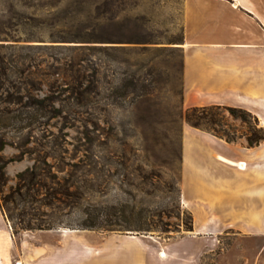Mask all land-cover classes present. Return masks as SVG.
Here are the masks:
<instances>
[{
	"label": "rangeland",
	"instance_id": "rangeland-1",
	"mask_svg": "<svg viewBox=\"0 0 264 264\" xmlns=\"http://www.w3.org/2000/svg\"><path fill=\"white\" fill-rule=\"evenodd\" d=\"M182 4L183 0L31 2L25 13L33 12L38 27L18 33L20 39L9 42L40 46L2 50L8 69L7 79L0 81V212H5L3 198L15 187L17 174L36 167L47 183L54 178L66 180L94 200L126 198L137 209L142 194L149 192L152 195L145 196L146 203L168 208L162 217H153L152 230L145 235L163 241L168 235L172 238L187 232L183 207L172 205L178 194L181 127L187 123L182 116L180 82ZM109 16L114 25L124 22L130 32L143 34L149 41L88 39L96 31L95 23H103ZM30 33L33 38L24 39ZM76 35L84 39H75ZM105 45L120 49H98ZM140 85L146 92L142 96L138 95ZM212 112L220 118L221 111ZM224 122L227 124L217 128L236 141L245 139L241 135L255 126L251 118L243 122L229 114ZM120 164H126V169ZM138 166L143 173L159 177L138 175L133 170ZM40 196L37 193L32 201L9 203L10 211L39 218L50 214L61 221L53 229L67 228V222L76 220L72 208L57 202L46 207L37 201ZM8 222L15 234L24 231L16 218ZM99 232L107 231L77 230L62 240L91 256L105 242ZM121 233L138 234L133 227ZM56 239L55 235L51 238ZM126 241L116 244L117 264H131L123 256L143 248ZM147 243L145 252L152 258L148 264H179L180 247L175 242L165 248L166 255L158 253V242ZM220 243L201 264H248L247 258L252 263L261 241L227 234ZM259 264H264V255Z\"/></svg>",
	"mask_w": 264,
	"mask_h": 264
},
{
	"label": "crops",
	"instance_id": "crops-1",
	"mask_svg": "<svg viewBox=\"0 0 264 264\" xmlns=\"http://www.w3.org/2000/svg\"><path fill=\"white\" fill-rule=\"evenodd\" d=\"M182 23L183 107H240L264 127V0H183ZM178 184L181 206L192 215L191 231L163 241L145 234L99 232L105 242L90 256L62 240L78 229L15 234L0 212V264H117L116 244L129 239L143 248L137 253L127 251L125 263L152 261L145 252L150 241L159 243L161 255L175 242L180 247L179 264H201L205 255L218 250L227 234L260 240L253 262L245 259L248 264L260 263L264 255V141L253 146L245 139L229 142L183 123ZM54 235L57 239L51 240Z\"/></svg>",
	"mask_w": 264,
	"mask_h": 264
},
{
	"label": "trees",
	"instance_id": "trees-1",
	"mask_svg": "<svg viewBox=\"0 0 264 264\" xmlns=\"http://www.w3.org/2000/svg\"><path fill=\"white\" fill-rule=\"evenodd\" d=\"M33 0H0V81L6 78V70L8 66L4 61V55L2 50H16L31 47H39L40 45H16L9 41L19 40L21 35L18 33H25L28 28L38 27L39 20L33 14L25 13V10L30 7ZM62 0H56V2ZM55 3V2H54ZM80 11V9H79ZM82 11V10H81ZM66 24H61L65 26ZM93 25V24H92ZM96 31L93 32L92 37L88 39L102 40L104 42H137L145 43L149 39L143 34H134L126 27L124 22L114 25L109 16L103 23H95ZM31 34V33H30ZM25 36L24 39L33 38L32 34ZM35 37V36H34ZM75 39L79 38L77 35ZM73 41V39H71ZM75 42H90L79 41ZM95 47V46H94ZM98 49H117L120 46L105 45L98 46ZM145 50V48H142ZM16 66V64H13ZM136 85L133 83V89L136 90ZM144 86L140 85L139 96H142L144 92ZM39 107H42L41 105ZM214 109L221 111L220 118H217L212 112ZM229 114L234 118H240L243 122H247V118H251L255 126L254 128H248V131L241 136H244L247 145L253 146L261 141H264V127L259 125V122L255 115L251 112L233 106H220L210 105L201 107H189L183 111V119L191 126L207 130L214 135L225 139L226 141H236V137L230 136L225 130L218 129L217 126H223L227 123L224 122L225 115ZM122 169H126V164H120ZM36 167L32 169H25L17 174V183L13 189L3 198L4 214L5 217L13 221L14 218L18 220L16 223L21 230H46L53 229L58 226L61 221L58 218L52 217V215L44 213V218H39L33 213L21 212L14 214L10 211L9 203H16L17 200L21 202L32 201L35 199L34 195L41 194L39 201L46 207H53L54 202L62 204L64 207H70L77 214L74 222H67L64 226L69 229L78 230H106L108 232H122L132 228L137 231L138 234H145V232L152 230V224L154 223L153 217H162L168 208L165 204H148L146 203L145 196H151L149 192H144L140 199V204L136 209L135 206L129 204V200L126 198L116 197L114 199L94 200L92 196L79 191L77 188L72 187V184H68L66 180L60 181L55 179L51 183H47L42 179L40 172L36 170ZM133 170L137 171L138 175L142 177L154 176L159 177V174L150 172V174L143 173V170L138 166ZM0 169V180L3 178V173ZM53 179V177H52ZM173 186V182H172ZM44 189L43 192H40ZM177 199L175 204H172L176 209L180 207V188L178 184ZM57 207V206H56ZM183 212L187 216V220L184 222V230H192V215L189 210L183 208ZM161 221V220H160ZM15 231V228H13ZM164 232H169L168 229H163ZM167 237L171 238L170 235Z\"/></svg>",
	"mask_w": 264,
	"mask_h": 264
}]
</instances>
